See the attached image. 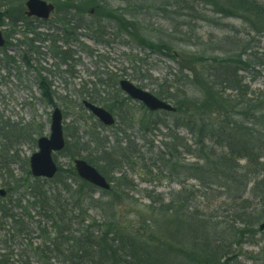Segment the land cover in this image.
Returning a JSON list of instances; mask_svg holds the SVG:
<instances>
[{
  "label": "trees",
  "instance_id": "obj_1",
  "mask_svg": "<svg viewBox=\"0 0 264 264\" xmlns=\"http://www.w3.org/2000/svg\"><path fill=\"white\" fill-rule=\"evenodd\" d=\"M55 1L64 9L57 21L63 27L62 38L71 35L72 29L92 26L99 33V21L95 24L84 19L89 9L77 18L68 16L72 10L86 9L96 0ZM23 2L0 0V25H8L4 32L6 43L8 30L19 22L28 33L38 34L30 28L32 20L19 8ZM203 3L223 17L245 19L253 31L264 35V0H152L149 8L171 7V13L177 16L184 12L194 21L199 19L198 7ZM112 9L108 20L116 25L119 11ZM118 22L123 31L131 33V23ZM153 44H146V48L158 50ZM243 53L226 58L203 57L199 53L203 58L197 67L190 66L179 76L173 74L168 85L159 84L154 94L170 102L175 110H146L157 120L141 126L144 131L156 129L158 124L168 129L165 150L159 151L153 162L162 173L182 178L177 191L157 192L154 197L153 191L135 189L122 167L134 166L143 154L129 141L123 145L121 141L113 145L106 142L92 157L87 153L90 146L76 140V152L71 157L84 151V160L101 174L110 162L112 171L120 173L119 177L111 176L112 188L98 189L80 179L73 166L63 169L57 165L53 178L33 177L25 183L27 192L14 199L8 187V198L0 197V224L9 223L17 236L30 240V246L33 240H39L33 253L41 264H245L239 247L244 241L253 243L261 232L257 225L264 218V91L254 92L244 84L242 71L250 62L242 60ZM57 55L63 63L70 57L68 49ZM252 64L263 65L259 61ZM37 83L40 99L52 103L51 83L45 77ZM114 83L117 89V81ZM116 95L99 99L89 96V101L114 112L119 103L129 99L125 95L119 101ZM162 115L169 116L167 122ZM91 142L96 143L93 138ZM66 149L65 142L61 152ZM104 160L107 163H102ZM49 182V187L45 186ZM119 189L126 197L131 198L129 193L134 191L147 199L148 218H141L136 225L114 218V199ZM98 191L100 197L94 198ZM210 193L221 199L218 209L200 211L197 197ZM108 195V199H102ZM219 208L222 214H218ZM89 209L100 210L102 218H88Z\"/></svg>",
  "mask_w": 264,
  "mask_h": 264
},
{
  "label": "rangeland",
  "instance_id": "obj_2",
  "mask_svg": "<svg viewBox=\"0 0 264 264\" xmlns=\"http://www.w3.org/2000/svg\"><path fill=\"white\" fill-rule=\"evenodd\" d=\"M45 1L54 4V9L46 20L31 18L30 28L38 34L28 33L19 22L8 30L9 42L2 50L0 48V190L3 191L0 197L4 200L9 195L8 187L11 188L12 199L27 192L25 183L33 179L29 172V156L37 151V139L49 135L50 116L55 107L63 113L67 149L55 153L54 160L63 169L73 166L75 158L84 159V151L71 157L72 152H76L73 147L76 140L90 146L87 153L92 157L106 142L113 145L121 141L123 145L129 141L143 154L134 166L122 167L136 190L153 191L155 197L157 192H174L180 188L178 181L181 177L162 173L153 162L160 155L159 151L165 150L163 142L167 139L165 134L168 129L158 124L156 129L144 131L141 126L157 118L149 116L139 102L124 99L112 112L115 122L109 126L100 123L82 105L83 100L89 101L91 96H98L99 99L100 96L111 98L117 94V99L122 100L125 94L120 89V92L117 91L119 86L116 89L115 80L118 84L119 80L127 79L155 94L159 84L166 87L173 74L179 76L190 66L197 67L204 56L226 58L245 52L242 60L250 63L242 71L243 82L254 92L264 91V35L253 31L245 19L223 17L213 12L207 3L198 7L200 17L193 21L184 12L177 16L171 13V7L158 5L149 8L152 0H96L86 9L69 10L68 16L73 14L77 18L79 13L92 10L93 13H86L84 19L95 24L99 21L100 34L92 26L86 30L72 29L71 35L62 38L63 27L57 21L64 9L58 7L55 0ZM24 4L25 0L19 6L23 14L26 9ZM112 8L119 11L116 25L108 20V14L111 16L113 13ZM118 19L133 25L130 34L123 31L124 27L119 25ZM7 29L8 25H0L3 34ZM150 43H155L153 45L158 50L149 51L146 44ZM64 49H68L70 56L65 63L57 55ZM258 61L263 65L252 64ZM43 77L51 83L54 92L52 103L40 99L37 81ZM95 104L102 106L97 102ZM161 117L167 122L169 116ZM180 132L185 131L180 129ZM91 138L96 143H90ZM102 163L107 162L104 160ZM110 164L105 165L109 167L104 176L112 188V177H119L120 173L112 171ZM21 182L24 184L21 185ZM189 183L195 184L193 181ZM49 184L45 186L49 187ZM122 190H116L118 196L115 195L114 199L113 217L133 225L139 224L141 218H148V200L134 191L129 193L131 198L126 197L122 195ZM100 195L98 191L93 197L99 198ZM214 195L210 193L197 197L200 211L204 209L210 213L218 209L221 199H216ZM103 197L106 200L109 195ZM222 210L219 208L218 214H222ZM87 215L88 218H102L97 209H89ZM36 246H39V240H33L30 246V240L17 236L9 223L0 224L2 264H41L33 253ZM239 251L243 263L263 264L264 231L256 235L253 243L244 241Z\"/></svg>",
  "mask_w": 264,
  "mask_h": 264
},
{
  "label": "water",
  "instance_id": "obj_3",
  "mask_svg": "<svg viewBox=\"0 0 264 264\" xmlns=\"http://www.w3.org/2000/svg\"><path fill=\"white\" fill-rule=\"evenodd\" d=\"M25 15L34 16L39 19H47L54 9V5L45 0H26ZM5 44L3 34L0 30V47ZM119 88L132 100L143 104L148 110L174 111L175 108L168 102L157 98L152 93L134 85L127 79H121L118 82ZM84 107L95 116L103 125L109 126L114 123L113 115L101 106L88 101H83ZM37 151L29 156V170L33 177H42L50 179L56 171L57 165L53 159V153L63 149L65 145L64 133L62 128V112L55 107L51 113L49 135L41 136L36 141ZM76 174L82 180L101 188L108 189L109 183L106 178L91 164L84 159L76 158L73 161ZM0 195L3 191L0 190ZM259 230H264V220L258 224Z\"/></svg>",
  "mask_w": 264,
  "mask_h": 264
}]
</instances>
